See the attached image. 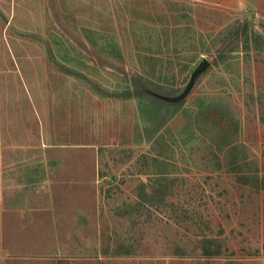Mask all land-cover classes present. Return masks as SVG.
I'll use <instances>...</instances> for the list:
<instances>
[{"label": "rangeland", "instance_id": "obj_1", "mask_svg": "<svg viewBox=\"0 0 264 264\" xmlns=\"http://www.w3.org/2000/svg\"><path fill=\"white\" fill-rule=\"evenodd\" d=\"M0 264H264V0H0Z\"/></svg>", "mask_w": 264, "mask_h": 264}, {"label": "trees", "instance_id": "obj_2", "mask_svg": "<svg viewBox=\"0 0 264 264\" xmlns=\"http://www.w3.org/2000/svg\"><path fill=\"white\" fill-rule=\"evenodd\" d=\"M248 31L243 32V34L246 33L245 36V48L247 50H249L251 48V44L254 42H257V40L262 39V35L259 33H253L252 35H249V33H247ZM231 36H234V34H232ZM237 36H238V32H237ZM233 38V37H232ZM228 38H226L225 40H223L222 46L220 47V51L218 53L217 58H215V62L217 63L219 59H223L224 56L226 55V46L229 45L228 43ZM189 67V64H185L184 65V69H187ZM200 77V76H199ZM199 77L196 79V81L199 79ZM139 79L135 78V85H136V95L138 97H148L150 100L155 101V102H160L162 103L164 106H168V107H174L176 109L180 108L183 106L185 99L179 102H168L165 100H162L154 95H152L151 93H149L148 91H153V92H157L160 94H164V95H170L172 92H164L163 90H161L162 88H160L159 86L155 85L154 83H151L149 81H147L143 76H140ZM213 255H215L216 253H212Z\"/></svg>", "mask_w": 264, "mask_h": 264}, {"label": "water", "instance_id": "obj_3", "mask_svg": "<svg viewBox=\"0 0 264 264\" xmlns=\"http://www.w3.org/2000/svg\"><path fill=\"white\" fill-rule=\"evenodd\" d=\"M211 63L208 59H203L198 66L193 70L189 82L187 83V85L185 86V88L183 89V91L177 95H164V94H160L157 92H153V91H148L149 93H151L152 95L168 101V102H179L184 100L191 92V90L193 89L195 83H196V79L203 74L209 67H210Z\"/></svg>", "mask_w": 264, "mask_h": 264}]
</instances>
